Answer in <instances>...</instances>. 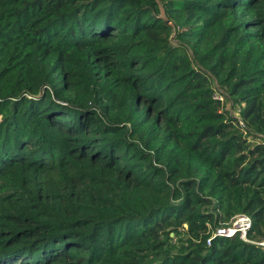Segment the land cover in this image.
<instances>
[{"label":"trees","instance_id":"obj_1","mask_svg":"<svg viewBox=\"0 0 264 264\" xmlns=\"http://www.w3.org/2000/svg\"><path fill=\"white\" fill-rule=\"evenodd\" d=\"M238 213L249 241L208 245ZM262 239L264 0H0V264H264Z\"/></svg>","mask_w":264,"mask_h":264},{"label":"built area","instance_id":"obj_2","mask_svg":"<svg viewBox=\"0 0 264 264\" xmlns=\"http://www.w3.org/2000/svg\"><path fill=\"white\" fill-rule=\"evenodd\" d=\"M214 97L223 101V94L221 89H218V92ZM251 227V220L249 215L246 213H238L234 215L229 222L219 223L213 229L211 235L207 238L206 243L209 245L211 240L216 236L221 237H233L237 235L240 239L244 241H249L247 238V232ZM259 244L264 245V239H262Z\"/></svg>","mask_w":264,"mask_h":264},{"label":"rangeland","instance_id":"obj_3","mask_svg":"<svg viewBox=\"0 0 264 264\" xmlns=\"http://www.w3.org/2000/svg\"><path fill=\"white\" fill-rule=\"evenodd\" d=\"M223 107H225V108H228V109H229L230 105H229L228 103H225Z\"/></svg>","mask_w":264,"mask_h":264},{"label":"water","instance_id":"obj_4","mask_svg":"<svg viewBox=\"0 0 264 264\" xmlns=\"http://www.w3.org/2000/svg\"><path fill=\"white\" fill-rule=\"evenodd\" d=\"M161 16H163L164 17V15H163V11L161 10Z\"/></svg>","mask_w":264,"mask_h":264}]
</instances>
